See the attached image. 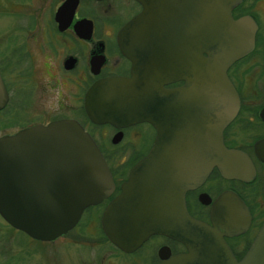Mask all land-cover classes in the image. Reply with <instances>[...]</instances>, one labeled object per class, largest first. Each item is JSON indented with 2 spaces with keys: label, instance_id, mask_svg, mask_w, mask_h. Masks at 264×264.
I'll return each instance as SVG.
<instances>
[{
  "label": "water",
  "instance_id": "95a60500",
  "mask_svg": "<svg viewBox=\"0 0 264 264\" xmlns=\"http://www.w3.org/2000/svg\"><path fill=\"white\" fill-rule=\"evenodd\" d=\"M142 12L123 33L158 35L149 43L190 46V81L177 89H164L167 72L150 68L135 78L109 77L93 84L85 96V109L93 122L115 126L146 121L157 131L150 149L130 168L120 192L104 206L99 224L106 238L129 251L149 235L162 234L182 243L185 253L158 264H264V220L249 248L235 261L222 236L243 230L248 212L234 194L232 232H225L215 210L211 225L191 217L183 192L217 165L222 174L246 180L253 174L247 157L226 149L221 131L235 115L238 96L225 70L253 47L256 25L251 18L233 19L231 8L240 0H138ZM61 6L55 13L58 18ZM69 18V17H68ZM170 35H178L172 39ZM151 48V47H150ZM205 53V57L202 56ZM154 55H148L151 60ZM133 85V86H132ZM170 98H184L173 125ZM188 99L190 101H188ZM164 109L156 113L153 108ZM7 93L0 77V108ZM259 116L264 118V107ZM264 139L255 148H263ZM113 190L108 167L91 137L73 120L23 127L0 135V217L30 238L49 241L72 228L82 210L100 203ZM236 224V225H235Z\"/></svg>",
  "mask_w": 264,
  "mask_h": 264
},
{
  "label": "flooded vegetation",
  "instance_id": "af4514ba",
  "mask_svg": "<svg viewBox=\"0 0 264 264\" xmlns=\"http://www.w3.org/2000/svg\"><path fill=\"white\" fill-rule=\"evenodd\" d=\"M31 1L24 0L19 10L11 8L12 13L20 11L18 18L11 32L0 36V77L7 93V101L0 108V123L16 121L11 127L21 125L18 130L58 120L77 122L102 155L113 190L100 203L86 206L72 228L49 241L34 240L7 225L38 244L52 245L63 240L59 244L62 251L57 254L65 259L70 255L67 253L82 255L66 264H158L172 255L185 253L182 243L162 234L149 235L129 251L119 249L104 235L99 224L104 206L120 192V184L126 180L131 166L146 155L157 131L146 121L121 126L93 122L85 109V96L101 79L121 77L137 81L141 80L140 73L159 67L167 72L162 88H181L190 81L189 43L183 47L174 42L149 43V37L158 39V35L123 33L143 10L138 0H39L33 6ZM62 5L66 11L61 9L56 19L55 13ZM230 14L233 19L248 16L256 29L252 49L225 70L237 93L238 108L223 127L221 138L226 149L247 157L253 174L246 180L227 177L213 165L204 177L184 190L183 204L191 217L208 225L215 210L225 232H232L234 229L227 227L238 220L223 217L235 206L230 201L232 195L219 204L215 200L227 191L242 201L249 215L246 227L222 236L234 260L239 261L264 220V147L255 148L264 139V118L259 116L264 107V0H240ZM170 37L175 39L178 35ZM150 53L154 55L151 60L147 58ZM11 86L17 87L18 105H11ZM34 97L41 102L33 101ZM168 103L170 115L175 118L173 125L182 128L184 123L179 116L190 113L182 105L184 98H170ZM153 110H164L158 106V100ZM90 218L97 219V224L89 225L93 223Z\"/></svg>",
  "mask_w": 264,
  "mask_h": 264
},
{
  "label": "rangeland",
  "instance_id": "374dc122",
  "mask_svg": "<svg viewBox=\"0 0 264 264\" xmlns=\"http://www.w3.org/2000/svg\"><path fill=\"white\" fill-rule=\"evenodd\" d=\"M24 0H0V36L9 34L11 28L15 25L17 15L20 11L12 13L11 8L19 10L20 4ZM39 0H32L31 5L38 4ZM16 88L11 86L12 89V104L18 105V94ZM16 92V93H15ZM36 103H40L41 99L34 97L32 99ZM17 107V106H16ZM3 122L0 123V134L13 132L21 125L15 127H2ZM86 219L82 221L85 222ZM89 225H96L97 219L90 218ZM63 240H59L52 245L38 244L32 240H29L25 235L19 231H14L7 223L0 217V264H66V262H73L79 257H82L81 254L77 253H67L70 255L68 259H65L63 255L57 254L62 251L59 244L63 243ZM44 260H43V258ZM49 257V258H48ZM48 258V260L46 259ZM112 263V262H111ZM114 263L116 261L114 260Z\"/></svg>",
  "mask_w": 264,
  "mask_h": 264
},
{
  "label": "trees",
  "instance_id": "16d2710c",
  "mask_svg": "<svg viewBox=\"0 0 264 264\" xmlns=\"http://www.w3.org/2000/svg\"><path fill=\"white\" fill-rule=\"evenodd\" d=\"M16 124H17L16 121H9V122H3V124H1V125L4 128L6 126L11 127V126L16 125Z\"/></svg>",
  "mask_w": 264,
  "mask_h": 264
}]
</instances>
